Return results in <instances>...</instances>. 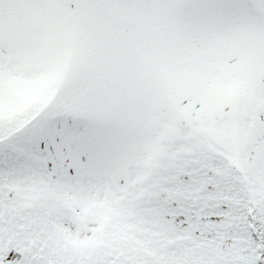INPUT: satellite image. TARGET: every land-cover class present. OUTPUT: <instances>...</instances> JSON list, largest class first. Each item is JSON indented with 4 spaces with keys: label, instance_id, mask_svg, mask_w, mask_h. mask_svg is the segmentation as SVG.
<instances>
[{
    "label": "snow or ice",
    "instance_id": "obj_1",
    "mask_svg": "<svg viewBox=\"0 0 264 264\" xmlns=\"http://www.w3.org/2000/svg\"><path fill=\"white\" fill-rule=\"evenodd\" d=\"M0 264H264V0H0Z\"/></svg>",
    "mask_w": 264,
    "mask_h": 264
}]
</instances>
